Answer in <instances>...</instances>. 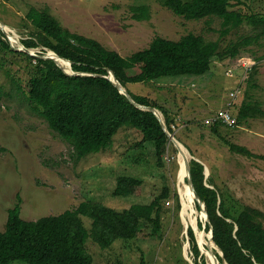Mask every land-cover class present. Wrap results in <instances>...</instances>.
I'll return each mask as SVG.
<instances>
[{
	"label": "rangeland",
	"instance_id": "374dc122",
	"mask_svg": "<svg viewBox=\"0 0 264 264\" xmlns=\"http://www.w3.org/2000/svg\"><path fill=\"white\" fill-rule=\"evenodd\" d=\"M232 3L234 9L243 13L264 15V0H233ZM142 4L150 6V17L140 21L133 18L131 7ZM32 7L49 9L63 27L93 37L124 57L149 47L156 36L179 40L184 35L195 33L207 40H218L221 51H224L259 32L244 23L222 35L220 18L188 20L178 17L161 0H0V20L21 44L31 28L26 15ZM5 38L15 44L8 35ZM22 45L17 43L14 47ZM30 51L39 55L47 53L42 52V48ZM243 63L247 68L257 66L250 82L247 68L241 69ZM31 70L25 58L13 55L0 44V85L7 91L11 90L10 76L19 77L23 88L27 89ZM238 88L243 93L231 101L235 102L232 108L235 112L234 126L221 124L215 132L214 125L209 122L211 116L219 109L229 107V95ZM126 89L148 96L172 115L175 121L172 126L174 133L171 134L188 150L190 162L194 159L202 163L204 173L206 167L209 169L208 178L213 180V184L208 185L217 189L220 202L225 199L226 206L236 211L246 205L264 212V159L231 150L230 145L222 141L224 136L229 143L246 147L254 155L264 156V116H251L237 122L244 101L264 110V36L241 46L236 57L215 56L211 70L202 76L163 77L148 83H132ZM159 113L165 121L160 109ZM142 137L136 128L121 127L111 148L90 154L75 163L71 146L27 107L21 94L17 92L13 98L2 99L0 230L5 229L9 209L19 201L21 217L37 220L77 207L86 199H94L119 210L131 204L150 203L167 191L169 194L161 204L162 229L159 234L130 242L117 240L106 250L89 239L87 249L95 264H141L142 260L145 264H194L192 242L186 232V228H192L190 216L195 209L194 196L190 189L192 198L189 204L192 206L188 213L180 191V150L171 141L160 163L152 142L138 145ZM121 174L143 179L140 195L113 196ZM197 204L196 200L195 216L203 228L209 221L207 216H202V208L197 209ZM183 217L190 226H185ZM85 224L89 226L87 218ZM212 233L210 225L207 234L202 231L198 234L200 251L208 264L211 262L205 249L219 264H225L218 259L221 252L211 240L213 236L208 235Z\"/></svg>",
	"mask_w": 264,
	"mask_h": 264
},
{
	"label": "trees",
	"instance_id": "16d2710c",
	"mask_svg": "<svg viewBox=\"0 0 264 264\" xmlns=\"http://www.w3.org/2000/svg\"><path fill=\"white\" fill-rule=\"evenodd\" d=\"M161 1L178 17L188 20L220 18L222 35L244 23L259 32L253 37L241 39L224 51H221L218 40H207L195 33L184 35L179 40L156 36L149 47L124 57L93 37L63 27L49 9L32 7L26 15L31 28L28 36L21 40L24 46L29 49L42 48V52L52 50L72 61L75 72L85 75L67 74L53 59L35 57L14 49L4 39L6 34L0 29V44L13 55L25 58L27 67L32 69L27 89L23 88L16 76H10V91L0 85V101L15 97L17 92L21 94L27 107L44 119L49 128L71 146V156L75 163L90 154L111 148L115 134L124 126L136 128L143 134L138 145L152 142L158 161L162 163V155L171 141L161 121L151 111L135 106L121 93L107 78L110 71L126 88L132 83H148L163 77L202 76L211 70L215 56L236 57L241 46L249 45L252 40L258 41L264 36V15L246 14L234 9L233 0ZM131 10L136 20L150 17L149 5L132 6ZM62 61L68 68L67 63ZM256 68L255 65L247 69L241 67L246 69L249 82ZM127 90L138 104L159 108L165 116L168 131L174 133L172 126L175 119L167 110L148 96ZM237 116V122H241L251 116H264V110L244 101ZM213 125L217 132V126L221 123ZM222 141L229 144L231 150L264 159L263 155H254L246 147L229 143L224 136ZM190 170L194 188L205 205L206 215L202 211V216L209 218L206 229L200 228L202 224L199 223L200 231L207 234L212 225L213 239L211 234L208 235L223 251L228 264H264V212L246 205L240 211L228 208L225 199L220 202L217 189L206 185L213 184V180L206 178L204 165L193 159ZM188 176L186 170V182ZM143 182L141 177L121 174L113 196L140 195ZM191 191L196 204V194L193 189ZM168 194L164 191L150 203L131 204L119 210L100 201L86 199L77 207L37 220L21 217L19 198V202L8 211L5 229L0 230V264H95L86 246L89 239L106 250L117 240L130 242L159 234L162 229V199ZM197 209H201L199 204ZM85 218L89 221L88 227ZM188 235L195 255L194 264H207L191 227ZM217 256L222 262L223 258ZM141 264H145V261L142 260Z\"/></svg>",
	"mask_w": 264,
	"mask_h": 264
},
{
	"label": "water",
	"instance_id": "95a60500",
	"mask_svg": "<svg viewBox=\"0 0 264 264\" xmlns=\"http://www.w3.org/2000/svg\"><path fill=\"white\" fill-rule=\"evenodd\" d=\"M1 21V20H0ZM2 22V21H1ZM3 23V22H2ZM0 29L4 32V33H6V31H4L2 28H1V26H0ZM6 35H8L7 33H6ZM10 41H11V39H10ZM19 44L20 45H22L21 43H20V41H19ZM11 45H12V47L14 48V49H16V50H20V51H25V52H27L28 54H30V55H33V56H35V57H39V58H43V59H53L55 62H56V64L58 65V66H60L67 74H70V75H85L84 73H80V72H75L73 69H72V64H73V62L72 61H70V60H68V59H66V58H63V57H61V56H59L56 52H54V51H52V50H48L47 51V53H43V55H39V54H34V53H32L31 51H30V49L29 48H27V47H25L24 46V44L21 46V47H14V45L11 43ZM47 50V49H46ZM64 59V60H67V61H69L70 62V64H71V71H67V70H65L61 65H60V63L58 62V59ZM107 78H109L117 87H118V89H119V91L121 92V93H123V94H125L127 97H128V99L135 105V106H137L138 108H141V109H143V110H148V111H151L152 113H154L158 118H159V120L161 121V124H162V127H163V129L165 130V132L168 134V136L170 137V141H173L174 143H175V145L177 146V147H180V144H179V141L178 140H176V138L174 137V135L173 134H171L169 131H168V129H167V126H166V123H165V121L163 120V118H162V115H160V113H159V109H157L156 107H153V106H145V105H141V104H138L137 102H135L134 100H133V98L131 97V95H130V93L128 92V90L115 78V75H114V73H113V71H110V75L109 76H107ZM205 170H206V172H205V175H206V177L209 175V169L206 167L205 168ZM188 172H189V176H188V185L191 187V189H193L194 190V192H195V194H196V198H197V202H198V204L200 205V207L202 208V211H204V213H205V215H206V212H205V205H204V202L200 199V197H199V195L197 194V192H196V190H195V188H194V185H193V182H192V176H191V170H190V161L188 162ZM212 188V187H211ZM208 217V216H207ZM207 220L209 221V218H207ZM197 225L199 226V224L197 223ZM203 227H205V225L203 226ZM193 228V230H194V233L196 234V229L194 228V227H192ZM211 236H213V233H212V235ZM219 248V247H218ZM220 249V248H219ZM220 252H221V254L219 253V255L223 258V261H224V263L225 264H228L227 263V261L224 259V254H223V251L220 249Z\"/></svg>",
	"mask_w": 264,
	"mask_h": 264
},
{
	"label": "bare ground",
	"instance_id": "6f19581e",
	"mask_svg": "<svg viewBox=\"0 0 264 264\" xmlns=\"http://www.w3.org/2000/svg\"><path fill=\"white\" fill-rule=\"evenodd\" d=\"M0 26H1V28L4 31H6V33L9 36V38L15 43L13 45H16L17 43H19V40L14 35H12L10 33V30L7 27H5L4 23H2L1 21H0ZM62 60H64V59H62ZM62 60H61V58L58 59V62L60 63V65L65 70L71 71L72 69H71L70 62L67 61V60H64L67 63V65H68V68H67ZM179 144H180V147H178V149L180 150L179 160L181 162V167H180V172H179L180 191H181V195H182V203H184V206H185L186 209H188L187 211L189 213V210H190V208L192 206V205L189 204V200H190V198H192V194L193 193L191 194V191H190L191 188H189L190 186H188L187 183H186L185 173H186V170H188V162L190 160V154H189L188 150L180 142H179ZM184 155H185V157H184ZM193 201H194V198H193ZM194 207H195V209H194V211L192 210L193 211L192 212V216H190V218H191V223L190 224H191L192 227H194L196 229V236L198 237V234H200L201 231L199 229V226L197 225L198 220H197V217L195 216V213L197 212L196 211L195 202H194ZM187 211L185 210L186 216L188 215ZM183 221H184L185 226H187V227L190 226V225L186 224V219L184 217H183ZM200 239H202V238H200ZM201 244H202V240H201ZM201 246L204 248L203 245H201ZM202 247H201V249H202ZM205 251H206V254L208 255V257H210L209 261L211 262V264H219V262L217 260H215L212 256H210L211 253L209 252V250L205 249Z\"/></svg>",
	"mask_w": 264,
	"mask_h": 264
},
{
	"label": "built area",
	"instance_id": "2783aa9c",
	"mask_svg": "<svg viewBox=\"0 0 264 264\" xmlns=\"http://www.w3.org/2000/svg\"><path fill=\"white\" fill-rule=\"evenodd\" d=\"M241 66L247 68V65L244 63L241 64ZM229 75L233 76V73L229 72ZM239 93H242L239 88L235 89L233 92L230 93L229 95L230 101L228 102L229 107L226 109H219L218 111H216L209 120L210 124L213 125L216 123H221L222 125H225V126H234L235 115H234L232 108L234 109L235 102H231V101H234V99L238 96Z\"/></svg>",
	"mask_w": 264,
	"mask_h": 264
},
{
	"label": "clouds",
	"instance_id": "9594fccd",
	"mask_svg": "<svg viewBox=\"0 0 264 264\" xmlns=\"http://www.w3.org/2000/svg\"><path fill=\"white\" fill-rule=\"evenodd\" d=\"M209 175H210V173H209ZM209 175H208V176H209ZM205 176H206V175H205ZM208 176H207L206 178H208ZM206 185L209 186L208 183H206ZM209 187H210V186H209ZM198 224H199V223H198ZM199 227H200V226H199ZM203 228H205V227H203ZM188 229H189V228H186V232H187V233H188ZM192 229H193V228H192ZM193 231H194V230H193ZM184 233H185V232H184ZM195 235H196V234H195ZM213 241H214V240H213ZM216 245H217V244H216ZM217 246H218V245H217ZM206 261H207V260H206ZM223 262H224V261H223ZM207 264H208V262H207Z\"/></svg>",
	"mask_w": 264,
	"mask_h": 264
}]
</instances>
